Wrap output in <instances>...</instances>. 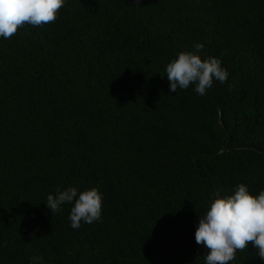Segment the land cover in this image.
Wrapping results in <instances>:
<instances>
[{
    "label": "trees",
    "instance_id": "16d2710c",
    "mask_svg": "<svg viewBox=\"0 0 264 264\" xmlns=\"http://www.w3.org/2000/svg\"><path fill=\"white\" fill-rule=\"evenodd\" d=\"M229 75L169 92L181 51ZM264 189V0H66L54 22L0 38V264H204L216 191ZM97 188L70 227L57 187ZM230 264H264L251 242Z\"/></svg>",
    "mask_w": 264,
    "mask_h": 264
},
{
    "label": "clouds",
    "instance_id": "9594fccd",
    "mask_svg": "<svg viewBox=\"0 0 264 264\" xmlns=\"http://www.w3.org/2000/svg\"><path fill=\"white\" fill-rule=\"evenodd\" d=\"M66 0H0V38L9 39L18 27L29 24L39 27L57 19L58 11ZM204 45L197 43L193 51H181L167 65L164 74L169 81V92L188 89L204 96L213 80L225 83L228 71L215 57L201 59ZM102 194L95 187L80 190L77 187L61 189L46 197V207L58 213L65 203L71 204L70 227L78 229L81 222L91 224L101 219ZM206 211L199 215L194 233L195 242L208 251L203 254L204 264H230L238 250H244L251 242L256 255L264 260V189L253 195L241 183L233 193L221 195L219 191L209 197ZM29 264H45L42 256H34Z\"/></svg>",
    "mask_w": 264,
    "mask_h": 264
}]
</instances>
